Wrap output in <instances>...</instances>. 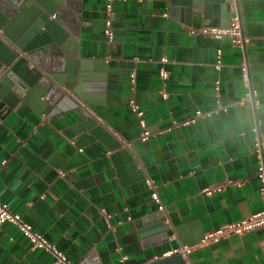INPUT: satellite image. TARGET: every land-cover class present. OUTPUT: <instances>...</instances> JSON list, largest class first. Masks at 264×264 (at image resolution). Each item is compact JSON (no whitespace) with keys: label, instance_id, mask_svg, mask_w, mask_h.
<instances>
[{"label":"crops","instance_id":"0c3cea01","mask_svg":"<svg viewBox=\"0 0 264 264\" xmlns=\"http://www.w3.org/2000/svg\"><path fill=\"white\" fill-rule=\"evenodd\" d=\"M201 1L223 6L227 0ZM231 3L229 18L239 17L243 46L230 37L218 40L198 33L222 28L207 24L203 8L190 18L183 13L177 17L174 0L114 2V40L109 43L106 1L81 0L78 60L89 63L94 77L105 73V88L92 93L95 101L89 107L71 98L112 135L120 150L111 151L82 130L86 120L80 112L47 118L20 102L0 118V199L70 263L150 264L201 234L264 210L252 132L258 124L264 135V0ZM162 58L168 63H160ZM244 64L260 102L257 109L250 102L241 104L248 92ZM29 67L36 66L31 62ZM162 68L167 80L160 77ZM131 102L153 133L147 142L140 140L142 129ZM197 111L213 116L164 132ZM148 178L158 188L166 224L172 227L167 241L149 242L151 237L141 233L144 220L159 212ZM226 180L242 185L202 194ZM188 262L264 264V230L196 246ZM0 264L54 260L44 250H33L18 228L6 223L0 227Z\"/></svg>","mask_w":264,"mask_h":264},{"label":"water","instance_id":"95a60500","mask_svg":"<svg viewBox=\"0 0 264 264\" xmlns=\"http://www.w3.org/2000/svg\"><path fill=\"white\" fill-rule=\"evenodd\" d=\"M174 4L179 7L177 17L183 13L190 18L195 9L203 8L208 25L222 29L230 26V0L223 6L203 4L201 0H174ZM80 11L81 0H0V118L20 102L47 118L80 112L86 120L80 126L82 130L90 131L111 151L120 150L122 146L112 135L71 98L89 107L95 101L92 93L105 88V73L94 77L89 63L78 60L75 40ZM31 62L34 69L29 67ZM142 225L141 233L151 237L149 242L169 239L172 227L166 224L164 213L147 217ZM203 238L201 234L188 245L195 247ZM150 264L187 263L181 256H172Z\"/></svg>","mask_w":264,"mask_h":264},{"label":"built area","instance_id":"2783aa9c","mask_svg":"<svg viewBox=\"0 0 264 264\" xmlns=\"http://www.w3.org/2000/svg\"><path fill=\"white\" fill-rule=\"evenodd\" d=\"M105 1H106V6H105L106 20H105L104 35L107 41L109 43H112L114 40L113 4L116 1L127 2L129 0H105ZM231 10H233L232 3H231ZM192 33L195 34L196 32L192 31ZM198 33L206 37H210L218 40L224 37H230L234 45L237 46L244 45L242 26L240 19L236 15V13H235V17H233V19L231 20L229 28L227 29L203 28ZM160 63L167 64L168 60L166 58H162ZM221 68H222V64L221 61L219 60L216 65V69L220 71ZM241 72H242V79L244 85L248 90L245 98L241 100V104H244L245 102H250L252 103L254 108L257 109L260 106V102L256 99L257 96L256 92L251 88L249 67L246 64H244L241 68ZM160 77L162 80L168 79V73L164 68H162L160 71ZM135 80H136V76L135 74H132L131 83L134 84ZM219 85H220L219 82H217V87H216L217 91H219ZM164 97L166 98V95H164ZM130 107L131 110L139 118V124L142 129L140 140L142 142H147L153 136V133L149 131L144 121L143 118L144 113L140 110V107L135 102H131ZM219 110L226 111V109L222 108L221 106L219 107ZM212 116L213 113H203L201 111H197L192 118L184 122H176V121L172 122V124L169 127H167L164 130V132L180 130L182 128L194 125L197 122V120L200 118L209 119L212 118ZM252 132L255 134L254 153L258 158V169L256 176L260 183V197L264 202V135L260 133L258 124H256L252 128ZM241 185H242L241 182L226 180L222 184L203 190L202 194L205 196H211L213 194L223 192L226 187H240ZM146 186L151 191V198L158 207L159 212L164 213L165 206L159 196L158 188L155 185L154 181L148 178L146 180ZM6 223L15 225L18 228V230L21 232V234L31 243L33 250L39 249L48 252L53 257L54 264H72L67 260L65 255L59 250H57L55 246L50 244L43 235L35 232L33 227L27 222H25L20 215L12 213L8 204L0 199V227H2ZM257 230H264V210L262 212L250 216L246 220L237 223L228 224L220 227L217 230L209 232L208 234L204 235L203 240L197 246L218 244L221 241L226 240L228 238L235 236H242ZM195 247H190L188 245H180L163 253L161 256H155L150 260V263L164 260L172 256H181L183 260L187 264H189L188 262L189 257L192 254Z\"/></svg>","mask_w":264,"mask_h":264},{"label":"bare ground","instance_id":"6f19581e","mask_svg":"<svg viewBox=\"0 0 264 264\" xmlns=\"http://www.w3.org/2000/svg\"><path fill=\"white\" fill-rule=\"evenodd\" d=\"M51 18L53 19V18H55V17L53 16V17H51Z\"/></svg>","mask_w":264,"mask_h":264}]
</instances>
